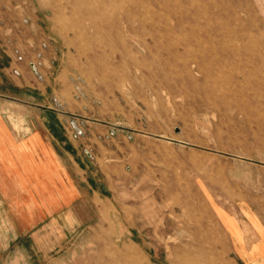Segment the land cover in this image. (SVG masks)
I'll use <instances>...</instances> for the list:
<instances>
[{
	"label": "rangeland",
	"instance_id": "obj_1",
	"mask_svg": "<svg viewBox=\"0 0 264 264\" xmlns=\"http://www.w3.org/2000/svg\"><path fill=\"white\" fill-rule=\"evenodd\" d=\"M44 117L78 192H4L0 264H264V0H0V125Z\"/></svg>",
	"mask_w": 264,
	"mask_h": 264
},
{
	"label": "crops",
	"instance_id": "obj_2",
	"mask_svg": "<svg viewBox=\"0 0 264 264\" xmlns=\"http://www.w3.org/2000/svg\"><path fill=\"white\" fill-rule=\"evenodd\" d=\"M43 120L24 136H10L0 125V204H8L4 192L12 193V204H67L78 192L75 148ZM250 248L239 251L242 258L254 257Z\"/></svg>",
	"mask_w": 264,
	"mask_h": 264
},
{
	"label": "bare ground",
	"instance_id": "obj_3",
	"mask_svg": "<svg viewBox=\"0 0 264 264\" xmlns=\"http://www.w3.org/2000/svg\"><path fill=\"white\" fill-rule=\"evenodd\" d=\"M155 40V39H154ZM146 46V45H145ZM183 232V231H182ZM177 235V234H176ZM169 240V239H168ZM181 252V251H180ZM184 256V255H183ZM196 256H197V254H196ZM197 257H199V256H197ZM201 258V257H200ZM222 258V257H221ZM197 259H199V258H197ZM218 259V258H217ZM220 260V259H219ZM222 260H223V258H222ZM215 261H216V259H215ZM226 262V261H225Z\"/></svg>",
	"mask_w": 264,
	"mask_h": 264
}]
</instances>
